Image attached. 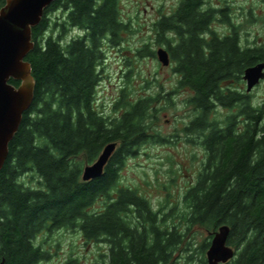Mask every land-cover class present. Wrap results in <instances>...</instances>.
<instances>
[{
    "label": "trees",
    "instance_id": "obj_1",
    "mask_svg": "<svg viewBox=\"0 0 264 264\" xmlns=\"http://www.w3.org/2000/svg\"><path fill=\"white\" fill-rule=\"evenodd\" d=\"M5 3L0 0V9ZM223 6L178 0L173 11L154 21L156 43L169 52L176 86L173 92L162 85L160 93L120 100L117 105L126 109L110 123L96 101L106 43L120 45L122 33L132 31L121 0H55L45 8L32 28L34 48L27 55L34 100L0 170V260L40 264L50 258L41 234L65 228L79 229L88 243L110 246L95 264H173L192 226L213 235L227 224V243L237 252L226 264H264V100L239 90L244 70L264 61V44L243 47L238 35L219 40L214 22L219 16L227 22L230 15ZM150 45L138 53L156 55ZM180 89L191 90L188 103L194 107L184 131L206 152L196 182L183 196L185 228L169 224V214L161 216L162 208L155 210L138 189L120 185L138 146L167 140L151 123L156 102L169 104ZM220 107L237 110L213 117ZM117 141L103 175L84 181L82 163L95 162L106 144ZM30 172L38 185L23 180ZM100 200L102 207L94 208ZM210 243L202 244V254ZM192 261L188 255L186 264ZM200 262L207 264L205 256Z\"/></svg>",
    "mask_w": 264,
    "mask_h": 264
},
{
    "label": "rangeland",
    "instance_id": "obj_2",
    "mask_svg": "<svg viewBox=\"0 0 264 264\" xmlns=\"http://www.w3.org/2000/svg\"><path fill=\"white\" fill-rule=\"evenodd\" d=\"M177 3L178 0H121L123 16L130 21L132 31L122 33L123 41L120 45L106 43L105 46L97 97L99 104H104L103 107L108 111H112L120 100L121 103L126 100L135 101L140 96L160 93L162 85L165 92L174 90L177 76L172 65L164 66L159 62L157 49L160 46L156 43L152 28L154 21L162 13L173 11ZM226 3L232 8L231 16L241 29L244 42L249 40L252 44L263 45L264 0H226ZM52 16L55 20L60 19L54 13ZM217 27L223 25L218 21ZM75 34V31L70 33L68 39ZM145 43L151 44L150 49L155 50L156 55L141 56L138 53ZM251 91L252 99L264 100V79ZM123 94L125 96L122 98ZM191 95V90L180 89L170 95L169 104H165L163 99L156 102L158 110L151 123L167 140H148L138 146L137 154L127 159L120 179V185L136 188L146 195L155 210L162 208L161 216L169 214V224L174 223L183 228L186 227L181 214L185 207L183 196L188 186L196 182L195 178L202 168L205 155L202 146L196 141H190L194 138L184 131L187 123L194 117V107L188 103ZM118 109L122 113L126 107L119 104L116 111ZM233 111L235 109L218 108L213 117L223 119ZM86 165L88 164L83 162L82 168ZM23 180L31 185H38L37 175H32L31 172ZM102 205L103 200H100L94 204V208ZM212 237L205 227L192 226L185 243L175 253L173 264H186L188 255H193L192 264H200V259L204 256L207 260L208 248L202 254L200 247L206 241L211 242ZM39 241L43 242L44 249L50 253V258L40 264H66L69 258L77 260L76 264H95L100 254L108 253L109 249V246L102 243L86 242L79 229L63 228L52 233H42Z\"/></svg>",
    "mask_w": 264,
    "mask_h": 264
},
{
    "label": "water",
    "instance_id": "obj_3",
    "mask_svg": "<svg viewBox=\"0 0 264 264\" xmlns=\"http://www.w3.org/2000/svg\"><path fill=\"white\" fill-rule=\"evenodd\" d=\"M55 0H6L0 9V170L8 155L9 144L22 122L24 113L34 100L36 81L27 55L34 48L32 28L38 25L44 10ZM164 66L170 65L166 48L157 49ZM250 92L264 79V61L248 66L243 75ZM20 81L16 86L11 80ZM117 147L106 144L95 162L84 166L82 179L88 181L103 175L105 165ZM230 226L224 224L213 234L207 250L208 264H226L236 256V249L227 243ZM0 264H7L2 258Z\"/></svg>",
    "mask_w": 264,
    "mask_h": 264
},
{
    "label": "flooded vegetation",
    "instance_id": "obj_4",
    "mask_svg": "<svg viewBox=\"0 0 264 264\" xmlns=\"http://www.w3.org/2000/svg\"><path fill=\"white\" fill-rule=\"evenodd\" d=\"M218 4H219V6H222V7H224L223 5L224 4H226L227 5V3H226V0H221V2H218ZM229 6V5H228ZM229 8H230V6H229ZM231 13H232V8H230V15H229V19H228V21L226 22V21H224V18H222V16H219V17H217V19L215 20V22H214V29L215 30H217L218 31V38H219V40H221V41H223V40H225L226 38H229V37H232V36H236V35H238V39H239V44L241 45V46H243V47H253V46H256V44H252L249 40L247 41V43H245L244 42V39H243V35H242V32H241V29H239L238 28V24L237 23H235V21H234V18L231 16ZM219 21V23L221 24V25H223V27H217V22ZM223 28V29H222ZM209 36H211L212 35V33H207ZM160 47H164V48H166V46L165 45H163V46H160ZM159 47V48H160ZM167 49V48H166ZM245 71V70H244ZM244 75V74H243ZM243 75H242V80H243V83L241 84V86H239V90H241V91H243L246 95H247V97H253V94H252V91H250V92H248L247 91V82L244 80V78H243ZM104 106V104H99V99H97V101H96V107H97V111L99 112V114L101 115V116H103L105 119H107L108 120V122L110 123L111 121H112V119H117V118H120L121 116H122V114L124 113V111L121 113V109H118L117 111H116V108L118 107V105L116 104V105H114V107H113V110L112 111H108L107 109H105V107H103ZM220 108H223V109H227V110H230V108H225V107H220ZM233 109H235V111L237 110V108L236 107H234V108H232V110ZM240 118H238V123L236 124V127H237V129L238 130H240L241 128H242V121L240 122ZM189 123V122H188ZM188 123H187V125H188ZM186 125V126H187ZM221 127H223L224 128V125L223 126H221ZM189 136V135H188ZM190 137V136H189ZM192 138V137H191ZM190 141H196V143H198L200 146H202V148H203V150H204V147H203V145L201 144V142H200V140H191L190 139ZM119 144V142L117 141V145ZM204 159H202V161L203 160H205V158H206V152H205V150H204ZM197 178H195V180H196ZM193 183H195V181L193 182ZM188 187H190V186H188ZM188 189V188H187ZM186 189V190H187ZM109 246V245H108ZM110 247V246H109Z\"/></svg>",
    "mask_w": 264,
    "mask_h": 264
}]
</instances>
